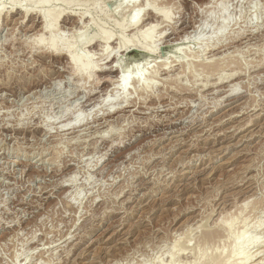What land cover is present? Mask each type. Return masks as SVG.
<instances>
[{
    "label": "rangeland",
    "instance_id": "obj_1",
    "mask_svg": "<svg viewBox=\"0 0 264 264\" xmlns=\"http://www.w3.org/2000/svg\"><path fill=\"white\" fill-rule=\"evenodd\" d=\"M14 1L31 12L0 0V264H259L264 0ZM114 55L126 90L102 82Z\"/></svg>",
    "mask_w": 264,
    "mask_h": 264
},
{
    "label": "bare ground",
    "instance_id": "obj_2",
    "mask_svg": "<svg viewBox=\"0 0 264 264\" xmlns=\"http://www.w3.org/2000/svg\"><path fill=\"white\" fill-rule=\"evenodd\" d=\"M46 1V0H45ZM48 1H52V0H47L46 1V3L48 2ZM53 1H60L61 2V0H53ZM64 1V0H63ZM66 1V0H65ZM14 2H16V1H14L13 0V3H12V5H13V8L14 7H17L16 8V11H19L20 9H21V12H22V10L24 9V5L23 4H20L21 3V1H19L18 3H14ZM37 2H38V0H37ZM36 2V3H37ZM42 2H44V1H42ZM41 2V3H42ZM45 3V2H44ZM44 3H42V4H44ZM67 3V2H66ZM70 3V2H69ZM23 5V6H22ZM139 6V5H138ZM26 9V8H25ZM24 9V10H25ZM54 9L55 8H53V9H51V10H49V11H47L46 13H44L43 15H44V17H43V19H44V21H43V28H44V30H46V31H50V33L51 32H54V28H55V26H56V22L58 21V19H59V17H61L60 15H61V13H59V12H56V13H54ZM1 10L2 9H0V13H1ZM30 10V11H29ZM59 9H57V11H58ZM59 11H61V10H59ZM25 13H24V16H25V14L26 15H28L27 13H29V12H31V9H27V10H25L24 11ZM63 12V11H62ZM140 12H142V9L140 8V6L139 7H137L136 6V8L134 9V11H133V13L131 14V17H130V20L127 22V24L126 25H136V24H138L139 22H140V20H141V17H140ZM153 12V11H152ZM73 13V12H72ZM154 14H156V16H158V15H161V16H163L164 18H166V19H168V17H169V14L167 13V12H165V11H163L162 9H155L154 10V12H153ZM158 14V15H157ZM153 15V14H152ZM42 16V15H41ZM76 16V15H75ZM154 16V15H153ZM155 17V16H154ZM156 18V17H155ZM151 20V19H150ZM154 20V19H153ZM152 20V21H153ZM24 22V21H23ZM74 25V24H73ZM157 25H155V23L153 24V22H149V23H146V25H144L143 26V30H142V32H141V34H142V37H143V39L145 40V41H147V44L149 43H152L151 42V40H152V34L153 33H155L153 30L155 29V27H156ZM126 27V26H125ZM124 27V28H125ZM30 28V27H29ZM123 28V29H124ZM56 32V31H55ZM105 32V35H104V41L103 42H106L107 41V44H108V42H109V40L112 38V35H111V37H110V35H108L107 33H106V31H104ZM104 32H103V34H104ZM163 32V31H162ZM40 34V33H39ZM111 34V33H110ZM57 35V34H56ZM158 35V34H157ZM39 36V35H38ZM52 36H54V34L52 35ZM34 37V36H33ZM52 38V37H51ZM49 38L50 39V42H49V44H48V41L46 42V44L47 45H49V50L52 52V53H55V54H58V53H61V54H64L67 58H68V60H69V63H70V65L75 69V71L76 72H78V73H83L84 72V74H86L87 75V73H90V72H92L93 73V70H95L96 69V65H94V64H92L91 62H89V59H87L86 58V56H88V55H86V54H84V51H83V53L82 54H84V55H80L81 53V51L79 52L80 54H77V53H75L74 52V48H73V46L71 45V44H69L68 45V43H66L67 45H65V46H59L60 44H61V41H60V44H57L54 40V38ZM37 39V38H36ZM160 39H161V37H160ZM166 39V38H165ZM38 40V39H37ZM57 40V39H56ZM125 40H127V39H125ZM27 41V40H26ZM43 41V42H42ZM155 41H157L158 42V40H155ZM36 42H38V43H45V41H44V39L43 38H41L40 37V39L38 40V41H36ZM67 42V41H66ZM156 42V43H157ZM120 43V42H119ZM128 43H130L129 42V40L128 41H123L122 42V44H121V47H126L127 45H128ZM155 43V42H154ZM45 44V45H46ZM63 44V43H62ZM61 44V45H62ZM106 44V45H107ZM220 44V43H219ZM152 45V44H151ZM214 45V44H213ZM217 45H218V43H217ZM248 45V44H247ZM119 46H120V44H119ZM118 46V47H119ZM153 46V45H152ZM202 46H203V44H202ZM204 46H206V45H204ZM211 46V45H210ZM109 47V46H108ZM107 47V48H108ZM208 47V46H207ZM207 47H206V49H207ZM205 49V50H206ZM211 49V48H210ZM216 49V48H215ZM84 50V49H83ZM85 50H87V49H85ZM114 50V49H113ZM111 51V50H110ZM207 51V50H206ZM118 52V51H117ZM205 52V51H204ZM110 53L112 54V51L111 52H108L107 53V58L109 59V57L111 56L110 55ZM115 53V52H114ZM203 53V52H202ZM222 53V52H221ZM200 55V54H199ZM204 55V54H203ZM89 56H90V54H89ZM88 56V57H89ZM105 58V57H104ZM219 59V58H218ZM226 59V58H225ZM116 55H114L113 57H112V59L111 60H109L108 62H110V63H112L111 64V67H109V68H101L99 71L101 72V76H102V82H103V84H105V83H111L112 82V78H110V75H111V73H114V72H117L118 74H120V66H119V64L117 65H114V63L116 62ZM199 60V59H198ZM206 61V60H205ZM224 61V60H223ZM231 62V61H230ZM104 63V62H103ZM204 63V62H203ZM207 63V62H206ZM211 63V62H210ZM225 63V62H224ZM166 64V63H165ZM169 65H170V63H168ZM215 64V63H214ZM225 65V64H224ZM165 66V65H164ZM195 66H197V65H195ZM211 66V65H210ZM226 66V65H225ZM225 66H223L224 68H225ZM99 67V66H98ZM105 67V66H104ZM126 67V66H125ZM166 67V66H165ZM212 68V67H211ZM217 68V67H216ZM124 69V68H123ZM129 68L127 67V68H125V70H122L123 71V73H121L119 76L117 75V77L116 78H118V79H115V80H117V81H114L113 80V82H117L118 84H117V86L118 87H120V90H122V89H124V90H126L125 88H127V85L130 83V81H132V79H133V75H132V73L128 70ZM187 69H188V67H187ZM197 69V68H196ZM199 69V68H198ZM207 69V68H206ZM96 70H98V69H96ZM167 70V69H166ZM210 70V69H209ZM217 70V69H216ZM220 70V69H219ZM157 71V70H156ZM159 71V70H158ZM186 71V70H185ZM211 71V70H210ZM160 72V71H159ZM202 72H204V71H202ZM201 72V73H202ZM164 73V72H163ZM162 73V74H163ZM91 74V73H90ZM89 74V75H90ZM86 75H84V76H86ZM88 75V76H89ZM155 75H156V72H155ZM208 75V74H207ZM232 75V74H231ZM234 75H235V72H234ZM237 75V74H236ZM177 77V76H176ZM231 76H229V78H230ZM235 77V76H234ZM226 78H227V76H226ZM135 80H136V78H134ZM170 79V78H169ZM176 79H178V78H176ZM219 79V78H218ZM223 79V78H222ZM137 80H140V79H138L137 78ZM220 81V80H219ZM208 82V81H207ZM101 83V82H100ZM219 83V82H218ZM113 84V83H112ZM114 84H116V83H114ZM210 84V83H209ZM238 84V83H237ZM236 85V84H235ZM217 87V86H216ZM232 87H233V85H232ZM235 87V86H234ZM234 87H233V90H236V89H234ZM214 90V89H213ZM217 92V91H216ZM238 93H239V91H238ZM180 94V93H179ZM228 95V94H227ZM230 95V94H229ZM225 97V96H224ZM223 99V98H222ZM221 101V100H220ZM131 102V101H130ZM220 103V102H219ZM117 104V103H116ZM119 104V103H118ZM117 104V105H118ZM124 104H126V103H124ZM182 104V103H181ZM123 105V104H122ZM160 106V105H159ZM116 107V106H115ZM148 107V106H147ZM151 107V106H150ZM157 107V106H156ZM155 107V108H156ZM218 107V106H217ZM161 110H162V108H161ZM111 111V110H110ZM119 111V110H118ZM115 112V111H114ZM137 112H139V111H137ZM231 115V114H230ZM134 117V116H133ZM232 117V116H231ZM172 120V119H171ZM96 121V120H95ZM224 121V120H223ZM66 125L67 124H65V127H66ZM114 125V124H113ZM209 125V124H208ZM63 126V125H62ZM110 126V125H109ZM235 126V125H234ZM68 127H69V125H68ZM67 127V128H68ZM106 127V126H105ZM245 128V127H244ZM63 130V129H62ZM106 130V129H105ZM109 130V129H108ZM168 131V130H167ZM104 132V131H103ZM102 139V138H101ZM106 153V152H105ZM44 168V167H43ZM146 177V176H145ZM66 177H64V179H65ZM68 180V179H67ZM66 181V180H65ZM122 195V194H121ZM40 196V195H39ZM123 196V195H122ZM247 203V202H246ZM248 204V203H247ZM221 213V212H220ZM226 216V215H225ZM220 219V218H219ZM222 219V218H221ZM235 219V218H234ZM233 219V220H234ZM232 220V219H231ZM230 220V221H231ZM228 223V222H227ZM8 225V224H7ZM223 225V224H222ZM226 225V224H225ZM228 225V224H227ZM229 226V225H228ZM222 227V226H221ZM210 232V231H209ZM211 234V233H210ZM209 234V235H210ZM241 235V234H240ZM208 236V235H207ZM210 237V236H209ZM208 237V238H209ZM240 236H238V238H239ZM240 238H242V235H241V237ZM239 238V239H240ZM70 239V238H69ZM256 241V240H255ZM255 241H253V242H255ZM252 244V243H251ZM257 244V243H256ZM206 246V245H205ZM201 248V247H200ZM202 249V248H201ZM258 251V250H257ZM262 251V250H261ZM204 252V251H203ZM214 253V252H213ZM244 253V252H243ZM257 253V252H256ZM259 253V252H258ZM206 254V253H205ZM230 255H231V253H229ZM229 254H228V257H229ZM233 254H234V252H233ZM261 254V253H260ZM235 255V254H234ZM234 255H232L233 256V258H228V257H226V259H224V260H219V259H215V258H213L214 260H211V263L210 264H233V263H235V264H246L245 262H246V260L248 259V254H247V256H242L241 258H240V262L239 261H232L233 259H235L234 258ZM239 255V253L238 254H236L235 256H238ZM242 255V254H241ZM241 255H239L238 257H240ZM213 256V255H212ZM219 256H220V253H219ZM225 256H226V253H225ZM231 256V257H232ZM205 257V256H204ZM204 257H202L203 259H204ZM208 257V256H207ZM201 258V259H202ZM211 259H212V257H210ZM221 258H222V255H221ZM223 258H224V256H223ZM208 259V258H207ZM219 262H218V261ZM230 260H231V262H230ZM250 260H252L251 258H250ZM261 260V259H260ZM259 260V261H260ZM208 261V260H207ZM206 261V262H207ZM217 261V262H216ZM258 262V261H257ZM202 263H204V262H202ZM248 263V262H247ZM259 264H264V258L260 261V263Z\"/></svg>",
    "mask_w": 264,
    "mask_h": 264
}]
</instances>
